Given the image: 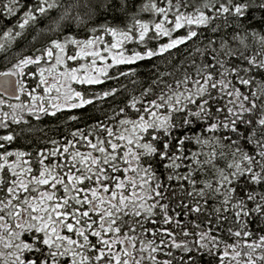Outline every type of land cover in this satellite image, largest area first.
I'll return each instance as SVG.
<instances>
[{"label": "trees", "instance_id": "1", "mask_svg": "<svg viewBox=\"0 0 264 264\" xmlns=\"http://www.w3.org/2000/svg\"><path fill=\"white\" fill-rule=\"evenodd\" d=\"M3 73L0 264H264V0H0Z\"/></svg>", "mask_w": 264, "mask_h": 264}, {"label": "rangeland", "instance_id": "2", "mask_svg": "<svg viewBox=\"0 0 264 264\" xmlns=\"http://www.w3.org/2000/svg\"><path fill=\"white\" fill-rule=\"evenodd\" d=\"M127 60V58H124ZM16 77V76H15ZM57 80V91L58 96L60 98V105L63 106H71L75 103H72L71 97L73 96V93L71 92V82L78 79V75L74 72L67 73L64 72L60 75H58ZM98 77L97 73L91 72L89 75L85 77V80H96ZM17 78V77H16Z\"/></svg>", "mask_w": 264, "mask_h": 264}, {"label": "water", "instance_id": "3", "mask_svg": "<svg viewBox=\"0 0 264 264\" xmlns=\"http://www.w3.org/2000/svg\"><path fill=\"white\" fill-rule=\"evenodd\" d=\"M0 94L8 98L18 97V82L13 74L3 73L0 75Z\"/></svg>", "mask_w": 264, "mask_h": 264}]
</instances>
